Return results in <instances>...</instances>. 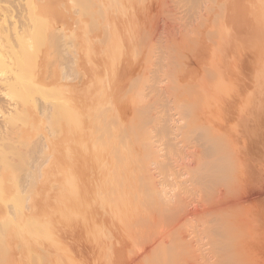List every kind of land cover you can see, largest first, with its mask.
Returning a JSON list of instances; mask_svg holds the SVG:
<instances>
[{
  "label": "rangeland",
  "instance_id": "374dc122",
  "mask_svg": "<svg viewBox=\"0 0 264 264\" xmlns=\"http://www.w3.org/2000/svg\"><path fill=\"white\" fill-rule=\"evenodd\" d=\"M163 1L164 0H26L24 5H21L20 2H16V0L0 1V3L6 2L5 5H0V11L3 9L12 10V8L15 10L14 13L12 12L13 18H9L10 20L8 19L9 23L13 20L12 22L17 23L16 25H20L23 23V20H25L24 18H27L26 13L28 16L33 14L32 17L35 19L32 21L33 18L31 17L32 19L31 21L29 20V23H33H30L31 27L27 31V34L25 33L23 38L16 40L17 42L20 40L18 43L22 42L24 45L29 42L30 45L33 44L34 47L31 49L32 51L30 50L32 53H30L29 50L28 53H23L22 57H24V61L22 60V57L19 56L22 61L21 63H19L20 60L17 62L20 64L19 66L17 65L19 67L18 73L20 71V74L18 75L22 76L23 74L22 77L27 76L29 78L33 75V72L36 73L38 71L36 75H33L34 79L33 76L30 77V79L32 78L35 80V77L39 75V73L40 75L44 74L42 76L43 78H41L40 75L36 78V80L38 79V82L41 81L39 83L41 87L35 86L38 92L35 91V88L34 90L32 89L35 84L38 85L37 82L35 83L33 81V84L35 83L34 85L31 83L33 86H31V89L33 92L30 88L29 90H24L27 94L22 91L23 89L13 88L14 90L11 89V92H8L9 94L6 92L7 95L5 96L3 93H0L1 99L3 96L5 97H3L4 100H2V102L4 103L6 100V104L0 102V106L2 107L3 105V110L0 107V120L3 119L2 122L0 121V150L3 149V151L0 152V241L2 242L3 239V241L6 242L3 244L0 242V249L2 248V252L0 250V258L2 260H0L3 262L1 263L0 261L1 264L9 263L10 259L8 260V258L10 257L11 259H15L16 256L12 257V255L14 256L16 253L19 257L22 256L21 261L24 259L22 262L15 259L17 260L16 262L22 264H118L120 262L123 264L126 256L124 255L125 253L128 254V252L131 251L130 253L134 254L137 251L136 253L138 254L141 250L139 248L141 247V244L139 245L138 243L140 242L138 241V249H140L138 250L137 247L134 246L137 242V240L136 242L134 241V238L139 233H134L135 235H133L134 237L131 241L130 239L132 238L130 237L133 232H131L132 229L130 230V228L133 227V224H137L138 221L133 223V221L137 219L136 217L143 216L144 214L146 215L148 211H140L144 208V205L143 208H141L142 206L140 207V204H133L134 207L136 205L135 210L131 203V195L136 194V197L138 198L143 192L142 190L145 189L141 188L140 181L137 180L139 177L137 178L136 175H138L137 173L139 170H137V172L136 167H133L130 170L132 165L136 166L139 164L136 157L137 155H140L134 154V152L133 154L135 157L133 158L134 155L131 150L136 147V151H139L141 146L138 145H141L142 141L146 138L144 135H146L147 132L148 134L149 132H153L151 131L153 126L151 128L149 127L150 131H148L147 128L144 129V127L153 125L158 121L159 117L161 118L169 113H175L172 115H177V113L182 115L183 112L185 113L184 118L183 115L180 116L178 114L179 118L177 122H179L181 117V121H189L192 125L196 122L198 123L200 119L202 120L204 116L203 113H210V116L206 115V118L210 119L203 118V120H209L205 122L210 126H214L213 129H217H215V133H218V137L220 131L226 136H229V142L231 143L233 141L232 143H234L231 145L238 149L237 151L235 148L236 154L239 152V156H242L243 159L241 161H243V165L245 166L244 169H242L244 170L243 173L241 171V168H243V165L240 162L241 157H239V162H236L238 161L237 158L235 163H233L242 165V167H237V170H234V168L231 167V170L238 173L237 171L240 169L239 171L242 173L241 175H238L240 176L239 180L243 188L241 191L235 189L234 197L238 196L240 200L239 198L237 200L239 201L244 199L242 202L245 203L243 204L241 202V205L244 206L241 207L240 205L237 207L244 208L243 210L245 212L240 208H238L239 211L237 209H234L235 211H233L237 215L240 214L242 217L246 215V218L239 217L238 219V217H236L237 215H235V219L237 218L239 222L243 221L245 223L242 222L244 225H241L240 227L243 228H239L240 230L238 229L241 234L236 233L233 238L238 242L239 239H236L235 237L242 235V238H245V242H247L246 240L250 241H248L250 245L242 241L241 237L240 242L248 244L245 246L250 248V246H255L258 243V241L256 243V240H258L257 237L260 235L259 241L261 240V243L259 242L260 244L258 243L259 245L257 244L258 246H255V248H258L255 249L254 247H251L254 248L255 251L251 248L246 249L247 251L251 250V257H247H250V259L252 258V261L249 258L245 259L248 252L243 254L245 256L242 257L244 259L242 260L243 263L246 264L247 262L245 260H248L249 264L255 260L257 263L256 257L259 256L253 254V252L255 253L256 251L257 255L264 258V0H249V3H247L248 0L246 3H243L245 1L241 0V5L238 4L239 1L236 0L238 6L232 4L235 8L230 5L232 0H176L178 3H176L175 0H165L164 4ZM166 1L172 3L169 4ZM21 3L23 2L21 1ZM233 3H235L234 0ZM37 4L40 6L38 7ZM172 4H174L175 7H172ZM17 6H19V8ZM35 7L37 9L39 8V10L41 9L40 16H38L39 14L36 15L39 13V10L37 12ZM165 7H168V9ZM170 7L173 8L174 12L173 10H170ZM250 9L252 10V13L256 14L255 20L253 14H250ZM169 11H171V13ZM28 12H30V14ZM243 13L245 17L242 15ZM235 14L236 16L239 14L238 17L242 16L241 18H243L241 20L239 17L241 20L239 24L240 20L237 17L236 21H238L239 25L235 24L237 23L236 21L234 22L231 20L234 22L233 25L230 22L229 18L233 19L230 16H234ZM248 15L250 18L252 16L253 19H250ZM245 19H249V22L250 20H254L255 23H251L253 25H250V23L247 22L249 24L247 25L246 21L248 20ZM227 21L229 22L226 23ZM244 22L245 25L243 24L244 26H241V23ZM222 24H231L232 28H230V25L229 28L232 30L234 25L237 26H234V31H232L227 27L228 25H224L228 29H223L224 26L222 27ZM217 26L219 27V31L216 30L218 29ZM220 26L222 27V30L220 29ZM235 28H237V31ZM255 36H258V38L260 37V39ZM251 37H253L255 41H252ZM249 39H251V41H249ZM233 43L234 46L236 44V49L240 45L238 50L241 47L239 51L243 52L239 53L238 50L237 52L232 45ZM242 43H245L246 46ZM19 45L20 44L15 46ZM247 46L249 49L246 50ZM222 47L224 49L220 51H224L225 49L228 51H225V55L229 54V51H232L230 53L232 56L229 55L230 59H232L231 62L229 58H227L230 63L226 59V56H223V53L218 51V55L217 51L215 52V50ZM206 48L207 50L209 49V51L206 52ZM204 50L206 53L210 54L214 52V58L211 57L212 55H206ZM233 51L236 52V54H234ZM200 53H202V55ZM159 54H162V56ZM7 55L5 54L4 56L3 54V57L0 56L1 74H5L9 69L7 66L11 57ZM215 55L221 57L215 59ZM235 55L237 57H235ZM222 56L225 57L226 62L222 60ZM229 56L227 55V57ZM113 58L116 61H114ZM26 59H28L29 62H27ZM219 59H221L223 63L221 60L219 61ZM119 60L121 63L123 61V63L121 64ZM38 63L43 64V67H41L42 69H38L41 66V64L39 66ZM108 64H111L110 67ZM116 64L117 66H115ZM232 66L233 69L230 68ZM22 67H24V71L22 70ZM25 67H27V70H25ZM43 68L44 73L41 71ZM224 68L226 70H224ZM234 69H238V73ZM115 70L118 73H116ZM225 71H227V73ZM231 71L233 72L231 73ZM114 74L123 78L120 79L119 77L114 76ZM152 76L159 79V84H161V86H170V91L166 95L157 98L151 97L152 94L144 96L148 91V82L150 81L151 84L156 80L154 79L155 77L149 79ZM221 77L222 79L225 77L224 81L228 79L230 83H228V81L227 83L222 81V79H220ZM231 78L233 79L230 80ZM117 80L121 82H118ZM218 82H220V84L222 83L223 87L222 85H220L222 88L216 86L217 88H220L215 92L217 88L215 89V85L213 86V84H218ZM234 86H237L238 88L236 87L237 89L235 90ZM201 87H212L210 88L212 89L211 91L208 88V91L207 89L205 90L209 93V91L212 92L215 89L211 93L213 95H205V90H203L205 92L204 95L200 94L203 92ZM199 89L201 90L200 92H198ZM144 90H146V92ZM233 91H235V93ZM24 96H26L25 100L27 101L21 100ZM41 96L42 98L45 96V102L44 100L42 101ZM156 99V104L159 107L158 110L153 109L154 111H146L148 108L144 107H147V105H156L153 104V101ZM8 101L11 104H9ZM22 101L26 102L24 104H27L28 107L32 105L31 107L34 110H37H35V112L34 110L33 112L32 110H29L31 111L30 113H32L31 115H33L31 116L28 113L30 107L26 108L30 118H28L26 113L27 117L22 115L24 117L21 116L20 118H22V120L20 119L18 122L15 119H11L12 122H15H13L15 126L12 122V125L10 122L8 124V121L5 119L9 120L13 116L11 115L12 117H7L8 115L6 114L9 110L7 107L14 104L13 106L23 108L24 105L22 104ZM38 101L46 104V106L43 104L44 113L41 111L42 105L39 106L40 103L38 105ZM34 104H36L35 107L38 105L41 110L38 109V107L35 108ZM182 108L183 112H181L182 110L178 112V110ZM175 109L177 110V113L175 112ZM36 111L41 112L42 115L35 114ZM17 116L19 117L20 115ZM173 117L177 119V116ZM186 122L183 123V125H185L184 130H188L186 126H191L189 122ZM202 122H199L198 124L203 125ZM206 123H204V125H206ZM228 123L230 124L228 125ZM141 128L142 132L144 131L146 134L144 132L142 134L140 131ZM205 128L207 129V125ZM239 128H241V130ZM213 129L211 130L213 131ZM145 130H147V132ZM227 130H230V132ZM235 131L237 132L236 135H234ZM186 132L187 131H185V133ZM238 133H240L239 136L237 135ZM244 133L247 134V137ZM136 135H138L137 138L140 140H137V138L134 137ZM249 135L253 137H250ZM139 136L142 138L144 137L143 140ZM19 137H22L23 139ZM246 138L251 144L247 143L248 141ZM132 139H135L136 142L133 141L134 143L132 144L130 142L129 144L132 146L134 145L133 147H130L126 142L131 141ZM119 143H126L128 147L132 149L127 148L125 144L126 151H124V146H122V144L121 147L124 151L123 152L121 151V147H119ZM114 145H116V148L119 147L121 149H119V153L121 152L120 154L123 152V155H121L122 158H128V156H130L128 155L130 150L131 158L134 159V162L132 164L130 162L129 164L130 159L128 158L129 160L125 159L126 162L124 161L128 166L126 164L123 165L121 162L122 158H119L120 154L117 152L118 148L116 149L113 158H111V154H113L111 151L115 149ZM10 147L13 148L11 149ZM232 147H230L231 149L229 150V153L232 152L231 150H234ZM31 148L34 151L31 154H28V151H30ZM109 148L112 150L110 151ZM18 150L20 153L22 152V154H19ZM141 150H143V148H141ZM138 151L137 153H139ZM243 151L245 153L244 155L242 154ZM116 153L118 154L115 156ZM234 153L235 151L231 153L232 157ZM124 154L127 156L124 157ZM236 154L233 158L236 157ZM132 159L131 161H133ZM135 162H137V164H135ZM234 164L233 167L238 166H234ZM140 165L141 164H139V166ZM139 166L137 165V169H140V172L144 170L142 165L140 168ZM120 167H123L126 170H120ZM142 167L143 169H141ZM135 171L136 173L134 174L137 179H135L133 175V172ZM232 171H230L231 174L229 172L230 177L231 175L234 176ZM123 172L126 173L127 176H124L122 174ZM120 174H122L121 176L123 178L129 177L128 179L131 183L128 179H124V186L127 188L123 186V189H121L122 185L119 187L120 181H124L121 180L122 177ZM238 175H236V177H239ZM118 179L120 180L118 181ZM133 179H135L134 184L132 183ZM126 180H128L127 182H129L130 188L126 185L128 184ZM232 180L236 183V180L238 179L233 177ZM137 181H139V184ZM229 182H231L229 185L234 187V182L230 181V179ZM130 185H136L140 188L138 192H142L138 194V192H136L138 190L136 186L131 190L132 187ZM238 185L239 183L237 182L235 186L240 190L239 187L241 185H239V187ZM113 188H117L115 191H119L118 189H120L121 192H111V189L113 190ZM125 188L128 195L127 197L125 195L126 192H124ZM127 190L136 193L130 195L131 192L129 193ZM239 192L241 193L239 194ZM247 194L248 196H244ZM246 197H249V199ZM127 199L130 201H127ZM132 199L133 202L134 198ZM114 202L116 204L119 203L117 204L119 206L117 207ZM124 204H126V208ZM108 205H112V207H108ZM127 205H129V209H127ZM113 206L116 207L114 208ZM137 207H140L141 209L139 208L138 210ZM111 208L114 210L117 209L116 212H118L119 209H122L123 211L124 208V210H129H126L128 213L126 211L123 213L124 215L126 214V218L129 219L127 220L125 216H123L122 211H119L120 215H117L118 213H115V211L112 214L113 210H111ZM106 212L108 216H105ZM135 212L136 214H134ZM142 212L145 213L143 214ZM116 215L123 216L124 220L122 217V220L118 219L120 217L117 218ZM128 215H130V217L133 216L132 219L134 220L132 221L130 217H127ZM100 217L101 219H99ZM109 217L111 219H109ZM195 217L197 218V215ZM198 217H200V215H198ZM140 218L141 217L137 220H144L143 217ZM159 218H163L165 221L168 219L167 221L169 222V218L165 217V219L160 216ZM159 218L150 221V223L152 222V225L149 223V226L151 225L150 227L152 228L151 230H156L157 233L158 230H162L161 228H163L164 225V229L166 226L168 229V225L171 224V221L169 222L170 224L166 221L168 225L163 221L165 224L160 225V221H157ZM96 219H99L97 220L98 222ZM113 219L116 223H114ZM25 220L27 221V224L24 225L22 222L26 223ZM93 220L96 222H93ZM119 220H121V222ZM118 222H120V224ZM148 222L143 223L148 226ZM153 222L159 224V226H155L157 227L156 229L153 228ZM19 224L24 226L21 227ZM101 224L105 225L102 227ZM144 224L137 225L145 227ZM173 224L172 221L171 226H173ZM121 225H124V227L121 228ZM171 226H169V229ZM174 226H176V224H174ZM181 226L177 227L179 228ZM185 226L188 227V225ZM137 227L139 228L134 229L135 227H133L134 232H137V230L140 229V226ZM117 228L120 229L118 230ZM183 228L185 229L184 226ZM99 229L101 234V229L103 230V233L105 232L103 234L104 237L99 235ZM181 229L182 227L179 230ZM19 230H21L22 234H20L21 232ZM120 230H123L122 232L124 233H121ZM185 230L187 231V229ZM106 231L109 233L106 234ZM186 231L182 230L180 232L186 233ZM23 232L29 234L28 236L32 235L35 237L33 238L30 236L31 239L24 235L27 238L25 239V237H23ZM112 232L114 234H112ZM180 232L177 229L176 233H174L177 235V238L176 236H173L175 240H173V238L171 240L175 242L176 239H178V241L181 239L180 242L183 243L181 246L185 247L187 244L189 245L190 241H188L187 237L184 235L185 239L182 233L181 237L183 238H178ZM13 233L18 234L17 237L16 235L13 236ZM96 234L98 237H96ZM106 237L112 241H107L108 238ZM96 238L99 239L97 240ZM100 238H103L104 240ZM185 240L188 241L187 244L184 243ZM128 242H130V244ZM132 242H135V244ZM251 242H254L252 243L253 245ZM7 243L10 245L11 243L13 244L12 247H14V251H12L13 248L11 249L10 245ZM106 243H108V245L111 244L109 246L113 249L116 247V250L114 249V251H112V248H109L112 250H109L108 248L106 249V247H109ZM191 243L193 245L195 244V242ZM69 245L72 248L75 245L74 249H71L72 254L69 250ZM130 245L131 249H134L135 247L136 251L133 250L132 252L131 249L127 251L130 248ZM188 245L185 249H191ZM124 247L126 250H122L125 249ZM18 250L21 252H17ZM10 251H12V253ZM106 251H108L107 254ZM124 251L126 252L124 253ZM9 252L12 255H10ZM109 252L110 254H108ZM3 254L5 257H3ZM77 254H80L81 256L77 257ZM117 254L122 255L119 256ZM132 254L131 256L134 257ZM7 255L9 256L7 257ZM252 255L254 256L252 257ZM18 256L17 258H19ZM6 259L7 262H5ZM116 259L121 260L117 262L118 260L116 261ZM126 259L125 263L127 264V261L129 263V259H132V257L128 258L126 256ZM179 260L183 261L182 258H178V261ZM260 260L264 262V260ZM176 261L177 260L175 259L174 262L176 263ZM178 261L177 263H182V261ZM10 262H13V260ZM187 262L185 261V264ZM255 262L254 264H256ZM169 263L174 264L173 261H170ZM189 263L193 264V261L188 262L187 264ZM259 263L260 261H258L257 264Z\"/></svg>",
  "mask_w": 264,
  "mask_h": 264
},
{
  "label": "bare ground",
  "instance_id": "6f19581e",
  "mask_svg": "<svg viewBox=\"0 0 264 264\" xmlns=\"http://www.w3.org/2000/svg\"><path fill=\"white\" fill-rule=\"evenodd\" d=\"M1 1V0H0ZM6 1H8V0H6ZM12 1V0H11ZM21 1L23 2V3H21ZM25 1L26 0H16V2H20V4L22 5H24L25 4ZM165 1V0H164ZM163 1V4L165 3ZM169 1V0H168ZM168 1H166L167 3H169V4H171L170 2H168ZM235 1V3H233V0H232V2H231V4L230 3H228V4H230L231 5V7H233V8H235L234 7V5L232 6V4H235V6L237 5L236 4V0H234ZM239 1V2H238ZM237 2H238V4H240L241 5V3H240V1L241 0H238ZM245 2H243V3H246V1L247 0H244ZM3 2V1H2ZM175 2L176 3H178L176 0H175ZM242 2V1H241ZM252 2V1H251ZM6 3V2H5ZM5 3H0V5H5ZM12 3V2H11ZM17 3V4H18ZM176 3H174L175 5H177ZM247 3H249V0L247 1ZM10 4V3H9ZM13 4V3H12ZM16 4V5H17ZM174 4H172L173 6L172 7H175V5ZM253 4V3H252ZM2 5V6H3ZM6 5H8V4H6ZM15 5V6H16ZM166 5H168V4H166ZM14 6V7H15ZM20 6V5H19ZM19 6H17L18 8H19ZM36 6V5H35ZM37 6L39 7L40 5H38L37 4ZM36 6V7H37ZM148 6H149V3H148ZM165 6V5H164ZM178 6V5H177ZM238 6V5H237ZM250 6H251V4H250ZM249 6V7H250ZM35 7V9L37 10V12H38V10H39V8L37 9ZM231 7H229V8H231ZM12 8V7H11ZM17 8V9H18ZM166 9H168V7H165ZM233 8H231V9H233ZM236 8H238V7H236ZM251 8V7H250ZM3 9V8H2ZM14 8H12V10H13ZM165 9V10H166ZM176 9V8H175ZM8 10V9H3V10H1L0 11V56H2L3 57V54H4V56H5V54L7 55V56H9V57H11L10 58V60H9V62H8V66L7 67H9V69H8V71L5 73V74H1V76H0V93H3V95L5 96V95H7L6 94V92L8 93L9 91L11 92V89H23L22 91H24V90H29V88L31 89L33 86H32V84H33V81L36 83L37 82V84L38 85H36L35 83V85H34V87L32 88L33 90H34V88H35V86L37 87V86H39V87H41L40 86V82H38V79L36 80V78H37V76H39L40 75V73H39V75H37L36 77H35V80H33L34 79V76L33 75H36V73L38 72L37 70L38 69H40L41 67H43V64H41V66H40V64H39V68L36 70L37 72L35 73V72H33V71H35V70H33V71H31V72H33L32 74L33 75H31V76H33V79L31 78L30 79V77L28 78L27 76H24V77H27V78H24V77H22L23 76V74H22V76L21 75H18V74H20V71H19V73H18V66L20 65V64H18L17 62L20 60V58L22 57V55H23V53H28V50H29V52L30 53H32L31 51V49L32 48H34L33 47V44H31L30 45V43L28 42V40H27V42L29 43H25L26 42V39H25V45L21 42V43H18L16 40L17 39H21V38H23V36L25 35V33L27 34V31L29 30V28L31 27L30 25V23H33V22H30L29 23V20L31 21V19H32V21H34L35 19H34V17H32L33 16V14H31V16H28V14L26 13V15H27V18L25 17L24 19L25 20H23V23H19L20 25H16L17 23H14V22H12L11 21V23H9L8 22V19L9 18H13V14H12V12L14 13V11L15 10ZM22 10V9H21ZM21 10H19V11H21ZM41 10V9H40ZM40 10H39V13H37L36 15H38V16H40L41 15V13H40ZM149 10V9H148ZM170 10L172 11L173 10V8H171L170 7ZM17 11V10H16ZM35 11V10H34ZM33 11V12H34ZM167 11V10H166ZM171 11H169L170 13H171ZM176 11V10H175ZM247 11V10H246ZM249 11V10H248ZM252 10L250 9V14L252 13L251 12ZM168 12V13H169ZM173 12H174V10H173ZM19 13V12H18ZM29 14H30V12H28ZM245 13V12H244ZM244 13L242 14L243 16H244ZM248 13V12H247ZM239 14H241V13H239ZM238 14V15H239ZM249 14V15H250ZM253 14V18H254V20H255V16H256V14H254V13H252ZM251 14V15H252ZM16 15V14H15ZM25 15V16H26ZM238 15L236 16V14L234 15V16H230V17H232L233 19H231V18H229L230 19V22H231V24L233 25L234 24V22L237 20V17H238ZM247 15V14H246ZM248 15V17L250 18V16ZM32 17V18H31ZM42 17V16H41ZM234 17H236V18H234ZM240 17V16H239ZM239 17H238V19H239ZM242 17V16H241ZM240 17V19L242 20L243 18H241ZM245 17V16H244ZM246 18H247V16H246ZM252 18V16H251V18L250 19H253ZM239 19V20H240ZM10 20V19H9ZM231 20H233V21H231ZM241 20L239 21V24H240V22H241ZM245 20H248V21H246V24L247 25H249L248 23H250V25H253V24H251V23H255V21L253 22V21H251L250 20V22H249V19H245ZM245 20H243V21H245ZM25 21V22H24ZM224 22V21H223ZM229 21H227L226 23H228ZM237 23H235V24H238V21H236ZM248 22V23H247ZM225 23V22H224ZM231 24H224L225 26L226 25H228L227 27L229 28V25H230V28H232L231 26ZM238 24V25H239ZM242 25L241 26H244L245 25V22L244 23H241ZM244 24V25H243ZM223 24H222V27L224 26ZM224 26V28L223 29H225V28H227V27H225ZM235 27L237 26V25H234ZM234 26H233V30L232 29H230V30H232V31H234ZM221 26H220V29L222 28ZM217 28L218 29H216L217 31H219V27L217 26ZM227 28V29H228ZM239 28V27H238ZM242 28V27H241ZM222 30V29H221ZM235 30L237 31V28H235ZM236 31H235V33H236ZM29 33V32H28ZM254 37V36H253ZM253 37H251L252 38V41H255L254 39H253ZM256 37V36H255ZM262 37V36H261ZM256 38H258V36L256 37ZM258 39H260V37L258 38ZM14 40V41H13ZM257 40V39H256ZM16 41V42H15ZM247 41V40H246ZM245 41V42H246ZM249 41H251V39H249ZM248 41V42H249ZM12 42H14V43H16V44H14V43H12ZM235 43V42H234ZM234 43L232 44L233 46H234ZM250 43V42H249ZM251 43H253V42H251ZM18 44H20L19 46H15V45H18ZM22 44H23V46H22ZM243 45L245 44V43H242ZM242 44H241V46H242ZM248 44V43H247ZM253 45V44H252ZM231 46V45H230ZM233 46H231V47H233ZM235 46H236V44H235ZM235 46H234V48H235ZM237 46H238V44H237ZM240 46V45H239ZM238 46V47H239ZM244 46H246V44L244 45ZM238 47H237V49H236V51L238 50ZM243 47V46H242ZM250 47V46H249ZM226 48V47H225ZM228 48V47H227ZM241 48V47H240ZM240 48H239V50H240ZM245 48V47H244ZM252 48V47H251ZM19 49V50H18ZM215 49V48H214ZM213 49V50H214ZM222 49H224L223 47L222 48H219V49H217V50H215V52L217 51V53H218V51L220 52V53H226L225 51H227L226 49L224 50V51H220V50H222ZM232 49V48H231ZM247 49H249L248 48V46H247V48H246V50ZM31 50V51H30ZM229 50H230V48H229ZM238 50V51H239ZM245 50V51H246ZM33 51H34V49H33ZM207 51H209V49L207 50V48H206V52ZM237 51V52H238ZM201 52H203V51H201ZM204 52H205V50H204ZM205 52V54L207 55H212L211 57L212 58H214L213 56H214V52H212L211 54L210 53H206ZM228 52V51H227ZM232 51H229V54H222L223 56H226V59L227 58H229V60H230V62H231V60L232 59H230V56H232V55H230V53H231ZM234 52V51H233ZM240 52H243V51H239V53ZM29 53V54H30ZM238 53V54H239ZM29 54H28V56H29ZM201 55H202V53H200ZM204 54V53H203ZM204 54V55H205ZM234 54H236V52H234ZM242 54V53H241ZM160 56H162V54H159ZM200 55V56H201ZM217 55V54H216ZM215 55V59H218L217 57H221V56H216ZM218 55H219V53H218ZM221 55V54H220ZM227 55L229 56V57H227ZM19 56H21V57H19ZM222 56V57H223ZM8 57V58H9ZM27 57V56H26ZM33 57V56H32ZM36 57V56H35ZM203 57V56H202ZM235 57H237L236 55H235ZM239 57V56H238ZM1 58V57H0ZM28 58V57H27ZM201 58V57H200ZM232 58V57H231ZM24 59V57H22V60ZM114 59V58H113ZM119 59V58H118ZM225 59V57H223L222 58V60L223 61H225L226 62V59ZM233 59H234V56H233ZM1 60V59H0ZM6 60V59H5ZM22 60H20V62L19 63H21V61ZM125 60H127V59H125ZM221 59H219V61H220ZM222 60H221V62H222ZM228 60V59H227ZM229 60H228V62H229ZM236 60V59H235ZM3 61H4V59H3ZM24 61V60H23ZM26 61L27 62H29V60L28 59H26ZM111 61H113V60H111ZM114 61H116L115 59H114ZM120 61V60H119ZM7 62V61H6ZM26 62V63H27ZM30 62H32V61H30ZM229 62V63H230ZM5 63V62H4ZM109 63H111V62H109ZM120 63H121V61H120ZM122 63H123V61H122ZM121 63V64H122ZM223 63V62H222ZM229 63H228V65H229ZM236 63V62H235ZM23 64H24V62H23ZM32 64V63H31ZM30 64V65H31ZM118 64V63H117ZM117 64L115 65V66H117ZM5 65V64H4ZM7 65V64H6ZM18 65V66H17ZM109 65V67H110V65L111 64H108ZM234 65V64H233ZM36 66V65H35ZM114 66V65H113ZM225 66H226V63H225ZM230 66H231V64H230ZM1 67V66H0ZM4 67V66H3ZM33 67H34V65H33ZM119 67V66H118ZM235 67H237V66H235ZM23 69V71H24V67H22ZM36 68V67H35ZM229 68V67H228ZM231 69H233V66L232 67H230ZM3 69V68H2ZM6 69V68H5ZM29 69V68H28ZM42 69V68H41ZM121 69V68H120ZM20 70H21V68H20ZM25 70H27V67H25ZM31 70V69H30ZM29 70V71H30ZM118 70V69H117ZM224 70H226L225 68H224ZM234 70H236V69H234ZM2 71V70H1ZM42 72L44 71V68H43V70H41ZM116 71V70H115ZM122 71H124V70H122ZM3 72V71H2ZM39 72H40V70H39ZM113 72H114V68H113ZM226 73H227V71H225ZM233 71H231V73H232ZM236 72L238 73V69L236 70ZM35 73V74H34ZM44 73V72H43ZM116 73H118L117 71H116ZM123 73V72H122ZM228 73H230V72H228ZM237 73H234V74H237ZM42 74V73H41ZM223 74H224V72H223ZM44 75V74H43ZM43 75H40L41 76V78H43L42 76ZM121 75V74H120ZM225 75V74H224ZM226 75H229V74H226ZM114 76H117V75H115L114 74ZM114 76H113V78H114ZM123 76V75H122ZM233 76V75H232ZM117 77H119V76H117ZM124 77H125V73H124ZM155 77V76H154ZM153 76L151 77V78H149V79H152V78H154ZM226 77V76H225ZM225 77H223L224 79H225ZM235 77V76H234ZM38 78H40V77H38ZM120 78V77H119ZM118 78V79H119ZM123 77H121L120 79H122ZM116 79V78H115ZM148 79V80H149ZM154 79H156V77L154 78ZM220 79H222V77L220 78ZM220 79H219V81H220ZM224 79H222V81H224ZM233 78H231L230 80H232ZM30 80H32V81H30ZM43 80V79H42ZM125 80V79H124ZM118 81V80H117ZM154 81V80H153ZM227 81H228V79L227 80H225L224 82H226L227 83ZM234 81V80H233ZM118 82H121V81H118ZM117 82V83H118ZM151 82H152V80H151ZM221 82V81H220ZM220 82H218V84L217 83H215V84H213V86L215 85V89L217 88L216 86H220V85H222V83L220 84ZM235 82V81H234ZM32 83V84H31ZM149 83V85L147 86V89H148V91H147V93H145L144 94V96L145 95H147V94H152L151 95V97H161V96H164V95H166L169 91H170V89H169V87L170 86H168V87H163V85L161 86V84H159L160 82H159V79H156L154 82H152L151 84H150V81L148 82ZM228 83H230V81H228ZM233 83V82H232ZM116 84V83H115ZM235 84H237V83H235ZM32 86V87H31ZM117 86V85H116ZM39 87H38V89H39ZM203 87H205V86H203ZM221 87V86H220ZM219 87V88H220ZM222 87H223V85H222ZM221 87V88H222ZM225 87V86H224ZM235 87V86H234ZM233 87V88H234ZM237 87V86H236ZM235 87V90L238 88H236ZM202 88V87H201ZM200 88V89H201ZM208 87H206V88H202L201 90L203 91V90H205V89H207ZM210 88H212V87H209L208 89L211 91L212 89H210ZM214 88V87H213ZM219 88H217L216 90H215V92L219 89ZM13 89V90H14ZM32 89H31V91H32ZM42 89V88H41ZM199 89V91L198 92H200L201 90ZM208 89H207V91H208ZM40 90V89H39ZM43 90V89H42ZM213 90V91H214ZM30 91V92H31ZM35 91H37L38 92V90H37V88H35ZM145 92H146V90H144ZM206 91V90H205ZM207 91H206V94L205 95H207V94H210V95H213V94H211L212 92H210L209 91V93H207ZM238 91V90H237ZM25 92V91H24ZM33 92V91H32ZM31 92V93H32ZM40 92V91H39ZM223 92V91H222ZM234 93H235V91H233ZM5 93V94H4ZM26 94H27V92H25ZM25 93H24V95H25ZM29 93V92H28ZM204 91L203 92H201L200 94H203L204 95ZM224 93V92H223ZM222 93V94H223ZM9 94V93H8ZM140 94H142V93H140ZM232 94V93H231ZM217 95V94H216ZM1 96H2V94H1ZM3 96V97H4ZM9 96V95H8ZM3 97H2V99L0 100V102H2V100H4L3 99ZM25 97L26 96H24L23 97V99H21V100H23V101H27V100H25ZM45 97V96H44ZM42 98V96H41V98H42V101L45 99V98ZM5 98V97H4ZM6 99H7V96H6ZM27 99V98H26ZM22 101V104L24 105V107H25V109H24V107L23 108H21V107H17V106H13L14 104H12V105H10L9 107H7L9 110L7 111L8 113L6 114V115H8L7 117H12V118H10L9 120L8 119H5V120H7L8 121V124H9V122H10V124H11V122H12V120L11 119H15L17 122H18V120H22V118H20L22 115H24V116H26L27 117V115H28V118H30L29 117V114L31 115L32 113H30L31 111H29V110H32V112H33V108L31 107V106H27V104L25 105L24 103H26V102H23ZM5 102H6V100H5ZM4 102V103H5ZM41 102V101H40ZM39 101H38V105H39V103H40ZM44 102H45V100H44ZM40 103V105L39 106H41L42 105V110L40 109V107H38V105L36 106V107H38V109H40L43 113L45 112L44 111V106H43V104L46 106V104L45 103ZM156 102H157V99L155 100V101H153V104H156ZM3 103V102H2ZM3 103V104H4ZM8 103L9 104H11L9 101H8ZM1 104V103H0ZM6 104V103H5ZM8 104V105H9ZM19 104V103H18ZM17 104V105H18ZM21 104V103H20ZM37 104V103H36ZM36 104H34V107H35V105ZM16 105V104H15ZM23 105H20V106H23ZM29 105V104H28ZM5 106V105H4ZM19 106V105H18ZM1 107V106H0ZM2 107H3V105H2ZM2 107H1V109H2ZM35 107V108H36ZM7 108H5V109H7ZM26 108H29L28 109V113H27V111H26ZM32 108V109H31ZM144 108H148L146 111H152L153 109H157L158 110V106H157V104L156 105H147V107L145 106ZM152 108V109H151ZM177 109V108H176ZM175 109V112L177 113V110ZM3 110V109H2ZM35 110H37V109H35ZM35 110H34V112H35ZM40 110H38V111H40ZM182 110V111H181ZM38 111H36V113L35 114H37V115H42V113L41 112H38ZM154 111V110H153ZM179 111H181V112H183V108L182 109H180V110H178V112ZM185 111V110H184ZM40 113V114H38V113ZM24 113V114H23ZM26 113H27V115H26ZM206 113V112H205ZM203 113L204 114V116H203V118H206V115H209L210 113ZM213 113V112H212ZM34 114V113H33ZM172 114H175V113H169V114H167V115H165V116H162L161 118L159 117V119H158V121L156 122V123H154L153 125H150V126H148V127H144V129H146L147 128V130L148 131H150V129H149V127L151 128L152 126H153V128L151 129V131H153L152 133H150L149 132V134H148V132H147V130H145L146 132H147V134H148V136H147V134L146 135H144V137L146 136V138L143 140V138L142 137H140V138H142V144L141 145H138V146H141V148H143V150H141V148H139L138 146V148H139V153H137V151H136V149L135 148H133V150H131V151H133L132 152V154L134 153V154H140V155H137V162L139 163V164H141L143 167H144V170H142L141 172H140V169H137V165L139 166V164H137V162H135V164H137L136 166L135 165H132V167L130 168V170L134 167H136V171L137 170H139V172L137 173L138 175H136L137 176V178L139 177V179H137V178H135V174L134 173H136V171L135 172H133V175H134V178L135 179H137V180H139L140 181V185L142 186L141 188L142 189H144V190H142V191H140V192H138L139 191V187H137L136 185H130L132 188H131V190L133 189V187L134 186H136L137 188H138V190L136 191V192H138V194L139 193H141L139 196H138V198L136 197V192L134 193V191L132 192V191H128V190H130V189H128L127 191L130 193V195L131 194H135V195H131V203H132V206H133V209H135V207H136V205H135V207H134V205L133 204H140V207L141 208H143V205H144V208L142 209V210H140V211H145V212H147L146 213V215L144 214L143 216L141 215V216H138V217H136L135 215V217L138 219L139 217H143V221H139V220H137V219H132V217L133 216H131L130 217V215H128L127 217H130L131 218V220L133 221V223L136 221H138L137 222V224H141V225H143L145 222H148V226L146 225V224H144L145 225V227H141V225H137V226H140V229H138L139 230V232H138V230H137V232L135 231L134 232V229H137V228H139V227H137L135 224H133V227H135L134 229H133V227L132 228H130V230L132 229V231L131 232H133V234L131 233V237L130 238H132V239H130L131 241L133 240V235H135L134 233H139V234H137L136 236H135V242H136V240H137V242H136V245H134L135 247H137V249H138V247H139V245L141 246V247H139L140 249H138V250H140V252H138V254L136 253L137 251L135 250V247H134V249H131V245H130V248L127 250V251H129L130 249L132 250V252H133V250H135L136 252V255H135V253L134 254H132V253H130V252H128V254H126L125 252L126 251H124V255H126L128 258H130V257H132V259H129V263H128V261H127V264H170L169 262L171 261H173V263L174 264H180V263H177V261H178V258H182L183 259V261H182V263L181 264H185V261L187 262H192L193 261V264L195 263V264H246V263H243V258L242 257H244L245 255H243L245 252H248L247 254H246V257H245V259L246 258H249L250 259V257H251V250L249 251H247L246 249H250L251 247H254L255 248V246H258L261 242V240L259 241V237H260V235H258V240H256V238H255V240H256V243H257V241H258V245L256 244H254L255 246H250V248H247L245 245H250V243H248V241L249 240H246L247 242H245L244 240H245V238H242V235H237L238 237H235L236 239L238 238L239 239V241L237 242V240H235L233 237H234V235H236V233L238 234H241L240 233V229L241 228H243V227H240L241 225L243 226L244 224H242V222L243 221H238V219H239V217H242L240 214H236L234 211L237 209L238 210V208H240V207H237V206H240L241 205V202L242 201H244V199L242 200V201H239L240 200V198L238 197V196H235L234 197V193H235V189H237L238 191H241V189L243 188V186L241 185V183H240V176L239 175H241L242 173H243V171L244 170H242V169H244V165H243V161H241L243 158H242V156H239V152H237V154H236V150H235V146H233V145H231V144H234V143H230L229 142V136H226L222 131H217V132H219V137L217 136V134L215 133L216 131H215V129H213V127L214 126H210V125H208L206 122L207 121H209V120H203V118H202V120H203V122H202V120L200 121H198V123L200 122H202L203 123V125L202 124H198L197 122L195 123V124H191L188 120V122L191 124V126H189V127H187L186 126V128H188V130H184L185 129V125H183V123H185L186 122V120L185 121H181L180 119H181V117H180V119H179V122H177V120H178V118H179V113H177V115H172ZM179 114V115H178ZM185 113L183 112V118H184V115ZM214 114V113H213ZM12 115V116H11ZM17 115H20L19 117L17 116ZM182 115H180V116H182ZM211 115V114H210ZM209 115V116H210ZM3 116V115H2ZM5 116V115H4ZM17 117V118H19V119H17V118H15V117ZM24 116H22V117H24ZM31 116H33V115H31ZM149 116H150V114H149ZM173 116H177V119L176 118H174ZM209 116H207V117H209ZM6 117V118H7ZM213 117V116H212ZM1 118H3V117H1ZM215 118V117H214ZM26 119V118H25ZM206 119H210V118H206ZM212 119V118H211ZM4 120V121H5ZM11 120V121H10ZM1 122L3 121V119H1L0 120ZM23 121H25V120H23ZM14 122V121H13ZM12 122V123H13ZM182 124H181V123ZM188 122H186V123H188ZM227 122V121H226ZM231 122V121H230ZM233 122H235V121H233ZM15 123V122H14ZM13 123V124H14ZM20 123V122H19ZM204 123H206V125H207V129L205 128L206 127V125H204ZM209 123V122H208ZM211 123H212V121H211ZM210 123V124H211ZM236 123V122H235ZM230 123H228V125H229ZM234 124V123H233ZM3 125H4V123H3ZM7 125V124H6ZM12 125V124H11ZM187 125H189V124H187ZM224 125H225V123H224ZM228 125H227V127H228ZM232 125V124H231ZM1 126V125H0ZM14 126H15V124H14ZM205 126V127H204ZM211 128H210V127ZM226 126V125H225ZM236 126V125H235ZM241 126V125H240ZM4 127V129H5V125L3 126ZM2 127V128H3ZM7 127V126H6ZM12 127V126H11ZM209 127V128H208ZM233 127V126H232ZM243 127V126H242ZM245 127V126H244ZM230 128V127H229ZM236 128V127H235ZM235 128H233V129H235ZM238 128V127H237ZM143 129V130H144ZM211 129H213V131L211 130ZM226 129V128H225ZM240 130H241V128H239ZM245 129V128H244ZM9 130V129H8ZM217 130V129H216ZM224 130V129H223ZM247 130V129H246ZM3 131V130H2ZM140 131L142 132V128L140 129ZM185 131H187L186 133H185ZM226 131V130H225ZM228 131V130H227ZM231 131H232V129H231ZM237 131V130H236ZM235 131V134L234 135H236V132ZM242 131H244V130H242ZM139 132V131H138ZM143 132H142V134H143ZM223 134H222V133ZM228 132H230V130L228 131ZM228 132H227V134H228ZM247 132V131H246ZM7 133V132H6ZM140 133V132H139ZM215 133V134H214ZM233 133H234V130H233ZM232 133V134H233ZM241 133V132H240ZM240 133H238L237 135L239 136V134ZM249 133V132H248ZM243 134V133H242ZM245 134V136L247 137V134L246 133H244ZM4 135V134H3ZM6 135V134H5ZM9 135H10V133H9ZM21 136V135H20ZM137 136L138 135H136V136H134V137H136L137 138ZM237 136V137H238ZM244 136V135H243ZM250 137H253V136H251V135H249ZM228 137V138H227ZM232 137H233V135H232ZM250 137H248V138H250ZM19 138H22V137H19ZM135 138V139H136ZM242 138H244V137H242ZM23 139V138H22ZM21 139V140H22ZM135 139H132L131 141H128V142H126L127 144H129L130 142H131V144L132 143H134L133 141H135L136 142V140ZM241 139V138H240ZM137 140H140L139 138H137ZM242 140V139H241ZM243 140H245V139H243ZM246 140H247V138H246ZM252 140V139H251ZM250 140V141H251ZM236 141V140H235ZM248 142L247 143H249V140H247ZM122 142H124V141H122ZM244 142V141H243ZM21 143V142H20ZM23 143V142H22ZM126 143H122V144H120V146L119 147H121V145L122 146H124V151H126L125 149V144ZM1 144V143H0ZM119 144H117V145H119ZM126 144V147L127 148H129L128 147V145ZM131 144H129V146L130 147H133ZM249 144H251V143H249ZM22 145V144H21ZM229 145H230V147H232V149L234 148V150H231L232 152H234L235 151V153H234V155H233V157L235 156V154H236V159L235 158H233L232 157V155H231V153H229V150L231 149L230 147H229ZM1 146V145H0ZM116 145H114V148L115 149H111L110 150V148H109V150L111 151V152H113V154H111V158H113V155H114V153H115V151H116V149L118 150L117 152L119 153V151L122 149V147H121V149L119 148V147H115ZM243 146H244V144H243ZM246 146V145H245ZM249 146V145H248ZM252 146V145H251ZM23 147V146H22ZM3 148V147H2ZM6 148H8V147H6ZM11 149L13 148V147H10ZM26 148V147H25ZM24 148V149H25ZM28 148V147H27ZM246 148V147H245ZM253 148V147H252ZM1 149V148H0ZM18 149H20V148H18ZM32 149V148H31ZM30 149V151H28L27 153L28 154H31L34 150L32 149L31 150ZM120 149V150H119ZM123 149L121 150V151H123ZM129 149H132V148H129ZM237 149V148H236ZM9 150V149H8ZM14 150V149H13ZM12 150V151H13ZM135 150V151H134ZM246 150V149H245ZM249 150V149H248ZM247 150V151H248ZM1 151H3V149L2 150H0V152ZM22 151V150H21ZM25 151H26V149H25ZM107 151H108V149H107ZM123 151V152H124ZM128 151V150H127ZM131 151L129 150V154L128 155H130V156H128V158L130 159V161H129V164H130V162H131V164L134 162V159H132L131 158ZM237 151H238V149H237ZM7 152V151H6ZM11 152V151H10ZM18 152H19V154H22V152L20 153V151L18 150ZM18 152L16 151V153L18 154ZM109 152V151H108ZM110 152V153H111ZM123 152H122V154H120L119 156V158L121 159L122 158V156L121 155H123ZM141 152V153H140ZM4 153V152H3ZM23 153H25V152H23ZM118 153H116L115 154V156L118 154ZM1 154V153H0ZM26 154V153H25ZM107 154H109V153H107ZM133 154V155H134ZM243 155L245 154L244 153V151H243V153H242ZM247 154V153H246ZM4 155H5V153H4ZM241 155V154H240ZM114 156V157H115ZM125 156H127L126 154H124V157ZM138 156H139V158H138ZM246 156V155H245ZM135 157V155L133 156V158ZM239 157H241V159H240V162H241V164L243 165V168H241L242 167V165H239V164H234L235 163V161L237 160V158H238V161H236V162H239ZM117 158V157H116ZM116 158H114V159H116ZM119 158H117L118 160H120ZM128 158H122V164L123 165H125L126 163H124V161L126 162V160L125 159H128ZM124 159V160H123ZM128 159V160H129ZM131 159L133 160V161H131ZM139 159V160H138ZM245 159V158H244ZM113 160V159H112ZM127 160V161H128ZM117 161V160H116ZM118 162V161H117ZM234 162V163H233ZM128 163V162H127ZM244 163H245V160H244ZM233 164H234V166L235 165H238V166H235V167H233ZM127 165V164H126ZM141 165L139 166V168L141 167ZM128 166V165H127ZM126 166V167H127ZM131 166V165H130ZM239 166H241V167H239ZM124 167V166H123ZM121 168L120 167V170L121 169H124V168ZM143 167L141 168V169H143ZM234 168V170H237L238 168H241V171H242V173H241V171H237L238 173H236V172H233L231 169L232 168ZM238 167V168H237ZM129 168V167H128ZM118 169V168H117ZM126 169H124V171H125ZM118 171H119V169H118ZM123 171V170H122ZM122 171H120V172H122ZM230 171H232V173H234V176H232L231 175V177H230V175H229V172ZM127 172V171H126ZM124 176H127V174L126 173H122ZM122 174H120V176L122 175ZM126 174V175H125ZM141 174V175H140ZM230 174H231V172H230ZM239 174V175H238ZM129 175V174H128ZM236 175H238L239 177H236ZM119 176V175H118ZM120 176H119V178H120ZM122 177V176H121ZM233 177H235V178H237L238 180H236V183L238 182L239 183V185H241L240 187H239V185H238V187L240 188V190L235 186L236 185V183H235V179L234 180H232V178ZM123 178V177H122ZM121 178V180H124V179H128V178H123L122 179ZM135 179H133V181H132V183L134 184V180ZM229 179H230V181H233L234 182V184H232V185H234V187H232L231 185H229V183H231V182H229ZM120 179H118V181H119ZM129 180V179H128ZM128 180H126V182L128 181ZM131 180H132V178H131ZM130 181V180H129ZM139 181H137V183L139 182ZM124 182V183H123ZM123 182H121L120 181V186L119 187H121V185H122V188L121 189H123V186H124V184H125V180L123 181ZM136 182V181H135ZM232 182V183H233ZM128 184H126V185H128V188H130L129 187V182H127ZM130 183H131V181H130ZM136 183V184H137ZM118 184V185H119ZM139 184V183H138ZM124 187H126V186H124ZM127 188V187H126ZM126 188H125V191L124 192H126ZM117 189V188H116ZM115 188H113V190L111 189V192L113 191V192H121V190L120 189H118L119 191H115L116 190ZM134 189H136V188H134ZM263 189V188H262ZM244 190V189H243ZM243 190H242V194H243ZM258 191V190H257ZM247 192H248V190H247ZM246 192V193H247ZM260 192V191H259ZM258 192V193H259ZM238 193V192H237ZM237 193H236V195H237ZM241 192H239V194H240ZM257 193V192H256ZM261 193V192H260ZM125 194V193H124ZM137 194V195H138ZM253 194V193H252ZM122 195H123V192H122ZM126 197L128 196L127 195V192H126ZM125 195H124V197H125ZM136 197V199H135V197ZM141 196V197H140ZM244 196H248V194L247 195H244ZM254 196V195H253ZM240 197H241V195H240ZM132 198H134V201L132 202ZM239 198V200H237ZM242 198V197H241ZM243 198H245V197H243ZM247 198V197H246ZM247 199H249V197L247 198ZM246 199V200H247ZM237 200V201H236ZM127 201H130L129 199H127ZM127 201H125V202H127ZM240 202V203H239ZM129 203V202H128ZM127 203V204H128ZM131 203H129V204H131ZM239 203V204H238ZM243 203V202H242ZM245 203V202H244ZM243 203V204H244ZM114 204H116L115 202H114ZM117 204H119V203H117ZM116 204V205H117ZM112 207V205H108V207ZM119 205H117V207H118ZM122 206V205H121ZM120 206V207H121ZM124 206H125V208H126V204H124ZM128 206L129 205H127V209H129L128 208ZM242 206H244V205H241V207ZM114 207V206H113ZM116 207V206H115ZM114 207V208H115ZM119 207V208H120ZM123 207V206H122ZM139 207V208H140ZM233 207H237V208H233ZM124 208V209H125ZM131 208V207H130ZM138 208V207H137ZM139 208H138V210H139ZM140 208V209H141ZM233 208V209H232ZM123 209V211H122V209H119L118 210V212H116L117 211V209L116 210H114V209H112L111 208V210H113L112 211V214H113V212L115 211V213H118L117 215H120L119 213L122 211V214L124 213V211H126V210H124ZM235 209V210H234ZM240 209H244V208H240ZM109 210H110V208H109ZM136 210V209H135ZM234 210V211H233ZM97 211V210H96ZM108 211V210H107ZM120 211V212H119ZM127 211H129V210H127ZM126 211V212H127ZM131 211H133V210H131ZM239 211V210H238ZM244 211V210H243ZM241 212V211H240ZM245 212V211H244ZM243 212V213H244ZM1 213V212H0ZM110 213V212H109ZM128 213V212H127ZM133 213V212H132ZM131 213V214H132ZM139 213V212H138ZM138 213H137V215H138ZM141 213V212H140ZM239 213V212H238ZM106 214H107V212H106ZM105 214V216H108V214L106 215ZM121 214V215H122ZM134 214H136V212L134 213ZM241 214H242V212H241ZM116 215V217L118 218V217H120V218H118V219H121V217L123 218V220H124V217L123 216H125L124 214H123V216H117ZM133 215V214H132ZM140 215V214H139ZM166 215V216H165ZM197 215V218L195 217ZM198 215H200V217H198ZM235 215H237L236 217H238V219L236 218L235 219ZM244 215H245V213H244ZM243 215V216H244ZM1 216V215H0ZM114 216V215H113ZM159 218V216L160 217H166V218H169V222L172 224V221H173V223L174 224H176V226H174V224H173V226H171V224L170 225H168V223L163 219V218H159V220H157L159 223H160V225H164L165 223L163 222V221H165L166 223H167V225H168V229H167V226H166V228L164 229V227H165V225H164V227L163 228H161L162 230L161 231H159L158 230V233H157V231L155 230H151L152 228L150 227L151 225H152V222L150 223V221H153L154 219L156 220V219H158L157 217ZM168 216V217H167ZM246 216V215H245ZM242 217V218H246V217ZM111 217V216H110ZM109 217V219H111ZM154 217V218H153ZM156 217V218H155ZM112 218H115V217H112ZM125 218H126V216H125ZM140 218V219H141ZM165 218V219H166ZM199 218H201V219H199ZM99 219H101V217L99 218ZM99 219H96V221L97 220H99ZM102 219H103V217H102ZM106 219H107V217H106ZM127 219V218H126ZM129 219V218H128ZM127 219V220H128ZM241 219V218H240ZM104 220H105V218H104ZM103 220V221H104ZM114 220V219H113ZM122 220V219H121ZM121 220H119L120 222H121ZM127 220H126V222H127ZM242 220V219H241ZM246 220V219H245ZM96 221H94L93 220V222H96ZM112 221V220H111ZM117 221V220H116ZM157 221H155V222H157ZM25 222L26 223H24V222H22L24 225L25 224H27V221L25 220ZM92 222V221H91ZM98 222V221H97ZM106 222V221H105ZM104 222V223H105ZM108 222H110V221H108ZM120 222H118L119 224H120ZM129 222V221H128ZM135 222V223H136ZM144 222V223H143ZM161 222H163V223H161ZM176 222V223H175ZM100 223V222H99ZM114 223H116L115 222V220H114ZM143 223V224H142ZM149 223L151 224L150 226H149ZM178 223V224H177ZM243 223H245V222H243ZM22 224V225H23ZM110 224V223H109ZM108 224V225H109ZM112 224H113V222H112ZM182 226H181V225ZM20 226H21V224H19ZM18 225V226H19ZM23 225V226H24ZM102 225V224H101ZM103 225H105V224H103ZM103 225H102V227H103ZM107 225V226H108ZM116 225V224H115ZM135 225V226H134ZM185 225H188V227L187 226H185ZM23 226H21V227H23ZM89 226V225H88ZM98 226H100V225H98ZM106 226V227H107ZM111 226V225H110ZM109 226V227H110ZM153 228L154 229H156L157 227H155V226H159V224L158 223H154L153 222ZM169 226H171L170 227V229H169ZM177 226H181L182 227V229L181 230H179L181 227H177ZM183 226L185 227V229H187V231L183 228ZM92 227V226H91ZM101 227V228H102ZM108 227V228H109ZM119 227V226H118ZM122 227H124V225L122 226L121 225V228ZM150 227V228H149ZM161 227V226H160ZM100 228V227H99ZM104 228H105V226H104ZM103 228V229H104ZM107 228V229H108ZM112 228V227H111ZM159 228V227H158ZM240 228V229H239ZM20 229V228H19ZM118 229V228H117ZM120 229V228H119ZM118 229V230H119ZM125 229V228H124ZM123 229V230H124ZM160 229V228H159ZM178 229V231L180 232V231H186V233L185 232H180L179 234H180V236H179V234H178V238H180L181 237V235L183 234V237L185 238V236L187 237V239H188V241H190L189 242V245L187 244V242L188 241H186L185 240V242L184 243H186L187 245H188V247H191V249L189 250V249H185V247L187 248V245L185 246V244H184V246L185 247H182L181 246V244L183 245V243H181L180 242V240L178 241V239H176V241H178V242H174V241H172L171 239L173 238V240H175V238L173 237V236H176V238H177V235L176 234H174V233H176V230ZM239 229V230H238ZM22 230V229H21ZM21 230H19L20 232H21ZM83 230V229H82ZM104 230H106V229H104ZM109 230V229H108ZM113 230H115V229H113ZM122 230V231H123ZM243 230V229H242ZM23 231V230H22ZM96 231V230H95ZM101 231H102V234H101V232H100V229H99V235L101 236V237H104V233H103V230L101 229ZM111 231H112V229H111ZM121 231V230H120ZM121 231V233H124V232H122ZM238 231V232H237ZM18 232V231H17ZM98 232V231H97ZM96 232V233H97ZM117 232V231H116ZM241 232H243V231H241ZM109 232H107L106 231V234H108ZM120 233V232H119ZM126 233H127V231H126ZM182 233V234H181ZM185 233V234H184ZM20 234H22V232L20 233ZM112 234H114L113 232H112ZM128 234V233H127ZM243 234V233H242ZM16 235V237H17V235L18 234H14L13 233V236H15ZM27 236L28 238H31L30 236H32V235H30V236H28L29 234H27V233H24L23 232V237H25V236ZM103 235V236H102ZM116 235V234H115ZM185 235V236H184ZM117 236V235H116ZM121 236V235H120ZM128 236V235H127ZM33 238L35 237V236H32ZM96 237H98L97 236V234H96ZM110 237H112V236H110ZM136 237H137V239H136ZM183 237H181V238H183ZM240 237L242 238V241H244L245 243H248V244H245L244 242H240L241 241V239H240ZM15 238V237H14ZM106 238H108V237H106ZM121 238V237H120ZM125 238V237H124ZM25 239H27L26 237H25ZM32 239V238H31ZM36 239V238H35ZM91 239V238H90ZM97 240L99 239V238H96ZM100 239H103V238H100ZM110 239H112V238H110ZM116 239V238H115ZM123 239V238H122ZM186 239V238H185ZM4 240H7V239H4ZM12 240V239H11ZM34 240V239H33ZM96 240V241H97ZM104 240V239H103ZM102 240V241H103ZM119 240V239H118ZM121 240V239H120ZM184 240V239H183ZM93 241V240H92ZM102 241H100V242H102ZM107 241H112V240H109V238H108V240ZM107 241H104V242H107ZM122 241V240H121ZM130 241V242H131ZM138 241L140 242V243H138ZM251 241H253V240H251ZM1 242V241H0ZM5 241H3V239H2V244L4 243ZM11 242V241H10ZM19 242V241H18ZM116 242H117V240H116ZM125 242H127V241H125ZM124 242V243H125ZM130 242H128L129 244H130ZM135 242L133 243V244H135ZM191 242H195V244L193 245ZM250 242V241H249ZM255 242V241H254ZM254 242H251V244L252 243H254ZM0 243V244H1ZM6 243V242H5ZM91 243V242H90ZM93 243V242H92ZM98 243V242H97ZM108 243H110V242H108ZM108 243H106L107 244V246H109V245H111V244H109L108 245ZM131 243V244H132ZM139 245H138V244ZM244 243V244H243ZM264 243V242H263ZM8 245H10L9 243H7ZM25 244V243H24ZM112 244H113V242H112ZM115 244V243H114ZM129 244H128V246H129ZM19 245H20V243H19ZM120 245V244H119ZM191 245V246H190ZM193 245V246H192ZM253 245V244H252ZM262 245V244H261ZM1 246V245H0ZM13 246V244L11 243V245H10V247H11V249L13 248V250L12 251H14V247H12ZM18 246V245H17ZM70 246V245H69ZM97 246H98V244H97ZM96 246V247H97ZM101 246V245H100ZM118 246V245H117ZM122 246V245H121ZM121 246H120V248H121ZM133 246V245H132ZM4 247H5V245H4ZM9 247V246H8ZM29 247V246H28ZM74 247H75V245H74ZM74 247L72 248L71 246L69 247L70 249V252L72 251L71 249H74ZM94 247H95V245H94ZM104 247H106V246H104ZM249 247V246H248ZM17 248V247H16ZM98 248H100V247H98ZM97 248V249H98ZM109 249V248H112V247H106V249ZM116 248V247H115ZM114 248V249H115ZM123 248V247H122ZM125 248V247H124ZM254 248H251V249H254ZM256 248H258V247H256ZM255 248V249H256ZM22 249V248H21ZM81 249V248H80ZM113 249V248H112ZM112 249H109V250H112ZM114 249L112 250V251H114ZM118 249V248H117ZM255 249H254V251H255ZM1 250V252H2V248L0 249ZM23 250V249H22ZM116 250V249H115ZM122 250H126V248L125 249H122ZM187 250H189V251H187ZM12 251H10L11 253H12ZM16 251V250H15ZM20 250H18L17 252H19ZM27 251V250H26ZM92 251V250H91ZM93 251H94V249H93ZM98 251V250H97ZM253 251V250H252ZM10 252H9V254H10ZM21 252V251H20ZM82 252V251H81ZM99 252H100V250H99ZM107 252L108 251H106V254H107ZM111 252V251H110ZM110 252L108 253V254H110ZM257 252V251H256ZM254 253L253 252V254H256V256H259L260 257V255H257V253ZM16 253V252H15ZM76 253H78V252H76ZM91 253H93V252H91ZM98 253V252H97ZM117 253H118V251H117ZM121 253H122V251H121ZM259 253V252H258ZM7 254H8V252H7ZM14 254V253H13ZM71 254H72V252H71ZM101 254H102V252H101ZM131 254L132 255H134V257L133 256H131ZM248 254H250V255H248ZM4 255V254H3ZM2 255V256H3ZM10 255H12V254H10ZM30 255V254H29ZM112 255V254H111ZM113 255H115V254H113ZM117 255H119V254H117ZM120 255H122V254H120ZM119 255V256H120ZM124 255H123V257H124ZM9 255H7V257H8ZM16 256V257H15ZM17 256H18V254L16 253V255H12V257H15V259H18V260H20L19 262H22V261H24V259L21 261V257H19V258H17ZM77 257L78 256H81L80 254L78 255H76ZM83 256V255H82ZM97 256V255H96ZM109 256V255H108ZM107 256V257H108ZM126 256H125V258H124V260L126 261L127 259H126ZM247 256H250V257H247ZM254 255H252V257H253ZM3 257H5V255L3 256ZM2 257V258H3ZM6 257V258H7ZM71 257V256H70ZM115 257V256H114ZM117 257V256H116ZM122 257V256H121ZM176 257H178V258H176ZM184 257V258H183ZM259 257H256L257 258V263H258V261H260V263L261 264H264V262H262L260 259H262V260H264V258H261L260 257V259H259ZM75 258V257H74ZM111 258V257H110ZM118 258V257H117ZM185 258H186V260H185ZM1 259V258H0ZM10 259V261H12L13 260V262H10L9 261V263L10 264H12V263H15L17 260H15L14 258H12L11 259V257L10 258H8V260ZM175 259L177 260L176 261V263L174 262L175 261ZM243 259V260H242ZM252 259V258H251ZM250 259V260H251ZM254 259V258H253ZM2 260V259H1ZM0 260V261H1ZM14 260H15V262H14ZM96 260V259H95ZM110 260V259H109ZM118 259H116V261H117ZM119 260H121V259H119ZM119 260L117 261V262H119ZM131 260V261H130ZM3 261H4V259H3ZM110 261H112V260H110ZM113 261H114V258H113ZM116 261H115V263H116ZM125 261H123L124 263H125ZM180 261V260H179ZM178 261V262H179ZM180 261V262H181ZM246 262H247V264H249L248 262V260H245ZM244 261V262H245ZM252 261V260H251ZM256 261V260H255ZM255 261H253V262H251V264L253 263L254 264V262ZM5 262H7V259H6V261ZM15 263V264H22V263ZM131 262V263H130ZM187 262V263H188ZM1 263H3L2 261H1ZM0 263V264H1ZM9 263H7V264H9ZM24 263V262H23ZM49 263V262H48ZM111 263V262H110ZM121 263V262H120ZM120 263H118V264H120ZM123 263V264H124ZM186 263V264H187ZM256 263V262H255ZM256 263V264H257ZM259 263V264H260ZM112 264V263H111ZM122 264V263H121ZM126 264V263H125ZM190 264V263H189ZM192 264V263H191Z\"/></svg>",
  "mask_w": 264,
  "mask_h": 264
}]
</instances>
